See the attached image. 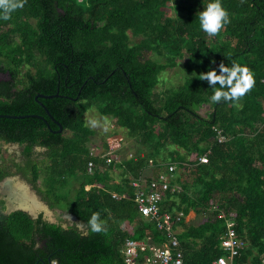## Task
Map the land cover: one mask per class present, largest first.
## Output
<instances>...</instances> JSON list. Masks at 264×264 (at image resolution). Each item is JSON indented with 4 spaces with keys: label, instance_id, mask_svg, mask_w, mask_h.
Instances as JSON below:
<instances>
[{
    "label": "trees",
    "instance_id": "16d2710c",
    "mask_svg": "<svg viewBox=\"0 0 264 264\" xmlns=\"http://www.w3.org/2000/svg\"><path fill=\"white\" fill-rule=\"evenodd\" d=\"M208 2L25 0L10 19L0 18V74L8 76L0 80V115L29 116L0 118V143L18 144L23 159L6 164L0 156V182L20 175L49 208L86 229L21 211L6 215L0 201V264H124L127 238L165 244L154 222L139 214L131 185L139 177L149 181L145 171L164 163L189 181H172L160 211L204 216L198 226L180 223L184 263L211 264L233 219L248 242L239 262L261 264L264 0H221L230 23L216 36L199 27ZM233 62L253 72L254 87L238 101L212 103L202 73L215 68L219 74L221 63ZM181 63L182 84L157 92L162 74ZM38 94L57 97L36 100ZM204 105L210 112L202 116ZM91 108L136 141V157L107 162V142L91 152L95 131L85 120ZM217 131L225 142L217 141ZM35 148L43 149V160L34 158ZM94 212L105 222L99 233L88 223Z\"/></svg>",
    "mask_w": 264,
    "mask_h": 264
},
{
    "label": "built area",
    "instance_id": "2783aa9c",
    "mask_svg": "<svg viewBox=\"0 0 264 264\" xmlns=\"http://www.w3.org/2000/svg\"><path fill=\"white\" fill-rule=\"evenodd\" d=\"M216 138L219 143L227 140L221 131H217ZM106 155H109L107 162L122 160L109 145ZM205 160L207 162L205 157L200 158L201 163H206ZM174 170L173 164L168 167V175L162 176L161 174L148 182L142 177L132 181L133 201L139 214L154 222L156 229L163 233L165 244H146L145 241L127 238L123 245L124 264H185L183 250L177 238L180 223L185 216L181 212L174 216L161 212L159 206L164 192L169 189L173 181ZM112 197L121 200L124 196L113 194ZM223 217L221 213L219 218ZM220 249L222 250L221 255L215 257L211 264H218L220 259H223L225 264H243L239 260L243 258L244 252L248 249V242L235 231L233 219L227 221V230L221 241ZM259 258L260 263L264 264V254ZM245 264H251V259L248 258Z\"/></svg>",
    "mask_w": 264,
    "mask_h": 264
},
{
    "label": "rangeland",
    "instance_id": "374dc122",
    "mask_svg": "<svg viewBox=\"0 0 264 264\" xmlns=\"http://www.w3.org/2000/svg\"><path fill=\"white\" fill-rule=\"evenodd\" d=\"M168 15L170 16H175V13L173 11H167ZM155 57L158 58L157 55ZM159 61L162 59L159 58ZM161 76V81L156 89L157 92H165L169 89H177L180 84L183 82V77L185 75V71L183 69L182 63L179 64L177 67L174 68H169L167 71L162 74ZM8 79L7 75L0 74V80H5ZM210 112V107L209 105H204L202 109L199 111V113L202 116H205ZM85 120L86 123L95 131V134L91 138L90 142L88 143L90 150L92 153H100L102 151V144L103 142H107L109 144L111 150H115L117 154L121 157V159H126L132 156H137L139 146L136 143L135 140L130 139L127 137L125 130H122L118 128L115 124V121L112 119H106L101 117L99 114L98 110L96 108H91L86 114H85ZM171 148V147H170ZM181 153L184 152L183 149H180ZM22 152V149L20 146H5V145H0V156L5 160L6 164H10L11 161L14 162H21L23 159L21 158L20 154ZM43 149H36L35 150V156L34 158L38 161H41L44 159V156L42 155ZM185 153V152H184ZM162 160V159H161ZM173 164L171 163H164L162 168H157V169H152L151 172V177H157L162 174L168 175V167ZM175 166V164H174ZM166 168V169H165ZM14 170V168H13ZM12 170V171H13ZM175 172H173V180L177 179V176L182 178V180L187 181L188 175L183 172L182 169H179L177 166H175ZM17 181L20 183H25L21 177H16ZM21 179V180H20ZM189 181V180H188ZM26 184V183H25ZM38 185H41V181L38 182ZM1 187V186H0ZM177 189H180L178 185H176ZM38 200L42 201L45 205H47L46 202H44L40 196L38 197ZM44 213V210H43ZM43 213L41 215L43 216ZM61 213H58L56 209H51L50 208V215L58 221V216ZM40 215V216H41ZM39 216V217H40ZM184 223L187 225H192V226H198L204 221V216L203 215H197L194 211H190L188 215H186L183 219ZM63 224L65 226H68L70 224H77L80 225L81 228H79L82 232H85V226H83L81 223H79L78 220L72 222L69 219H64ZM182 231V227H179L178 233Z\"/></svg>",
    "mask_w": 264,
    "mask_h": 264
},
{
    "label": "clouds",
    "instance_id": "9594fccd",
    "mask_svg": "<svg viewBox=\"0 0 264 264\" xmlns=\"http://www.w3.org/2000/svg\"><path fill=\"white\" fill-rule=\"evenodd\" d=\"M24 2L25 0H0V18L10 19L12 12L23 8ZM198 20L200 29L209 36H216L226 24L230 23L229 13L222 6L221 0H210L203 11H200ZM202 80H206L212 88L210 96L212 103L238 101L255 84L253 72L246 65L238 62H233L230 67L221 63L219 74L217 69L211 68L202 73ZM88 223L92 232L99 233L105 230V222L99 212H94ZM218 264L225 262L220 259Z\"/></svg>",
    "mask_w": 264,
    "mask_h": 264
},
{
    "label": "water",
    "instance_id": "95a60500",
    "mask_svg": "<svg viewBox=\"0 0 264 264\" xmlns=\"http://www.w3.org/2000/svg\"><path fill=\"white\" fill-rule=\"evenodd\" d=\"M52 97H57V95H49V96H46V95H43V94H38L36 96V100H38L39 98H52ZM47 114L48 116L54 120L52 118V116L50 115V113H48L47 111ZM25 117H29V116H9V115H0V118H8V119H23ZM59 125V124H58ZM59 132L62 131V127L61 125H59ZM3 145L5 146H8V145H11L12 147L13 146H19L18 144H4ZM16 181L17 183L16 184H19V185H22L26 188V190L28 191V193L35 199V201L43 207L42 210H38V211H31V210H28L26 209L25 207H18V205L16 203H14L12 201V197L9 193V191H7V189H4L2 188L4 185H6L8 182H14ZM0 186H1V194L2 195H6V200H7V209H6V214H11L13 212H16V211H21V212H24V213H27L32 219L36 220L39 218V216L41 215V213H43V210H44V213H43V216H42V219H44L45 221H47L48 223H51V224H56L57 221L52 217V215H50V208L48 207V205H45L41 200L39 201L38 200V195L35 193V191L31 190L29 185L28 184H23V183H20L17 181V178L16 177H7V178H4L1 182H0ZM71 221H76L77 218H75L74 216H67ZM62 227H67L65 225H62ZM78 228H81L80 225H78ZM85 234H86V231H85Z\"/></svg>",
    "mask_w": 264,
    "mask_h": 264
},
{
    "label": "flooded vegetation",
    "instance_id": "af4514ba",
    "mask_svg": "<svg viewBox=\"0 0 264 264\" xmlns=\"http://www.w3.org/2000/svg\"><path fill=\"white\" fill-rule=\"evenodd\" d=\"M0 145L2 146L3 144L2 143H0ZM22 149V148H21ZM36 149H38V148H35V150ZM40 149V148H39ZM20 156H21V154H20ZM21 158H22V156H21ZM10 177H21L20 175H15V176H10ZM7 178V177H6ZM22 178V177H21ZM21 180V179H20ZM22 180L26 183V184H28L29 185V187H30V189L31 190H33V191H35V193L38 195V193L36 192V190H34L33 189V187L31 186V184L30 183H28L26 180H24L23 178H22ZM17 182L16 181H14V182H8L7 184H9V190H10V192L11 193H16V194H18L19 195V197H18V199L21 201V199H20V196H21V194L20 193H22V191H21V189L23 190H26L25 188H24V186H22V185H19V184H16ZM20 186V188H14L15 186ZM3 188V187H2ZM1 187H0V190L2 189ZM18 189H19V191H18ZM8 190V189H7ZM38 197H39V195H38ZM0 201H3V206H4V213L6 212V209H7V200H6V195L4 196V195H2L1 194V192H0ZM34 203H37L36 201H34V200H32ZM18 204H19V206L21 205L20 203H19V201L17 200L16 201ZM22 202V201H21ZM22 203H25V202H22ZM27 204V203H26ZM56 211L58 212V213H61L59 216H58V221H57V223L56 224H60L61 226L62 225H64L63 224V222H64V219H69L67 216H71L70 214H67V213H64V212H62V211H60V210H58V209H56ZM6 214V213H5ZM6 215H9V214H6ZM39 218H41L42 219V215L39 217ZM43 221H45L44 219H42ZM70 220V219H69ZM47 222V221H46ZM73 222V221H72ZM70 225H72V224H70Z\"/></svg>",
    "mask_w": 264,
    "mask_h": 264
},
{
    "label": "bare ground",
    "instance_id": "6f19581e",
    "mask_svg": "<svg viewBox=\"0 0 264 264\" xmlns=\"http://www.w3.org/2000/svg\"><path fill=\"white\" fill-rule=\"evenodd\" d=\"M3 188L4 189H8L7 191H9V193H10V195H11V197H12V201L14 202V203H16L17 205H18V207H25L26 209H28V210H31V211H38V210H42L43 209V207L42 206H40L38 203H34L32 200H34L35 201V199L28 193V191L27 190H22L21 189V191H22V193H20L21 194V196H20V199H21V201L22 202H25V203H22L19 199H18V197H19V195L18 194H14V193H11L10 192V190H9V184H6V185H4L3 186ZM14 188H20V186L18 185V186H15ZM25 188V187H24ZM26 189V188H25ZM18 191H19V189H18ZM19 201V203L21 204L20 206H19V204L16 202V201ZM27 203V204H26Z\"/></svg>",
    "mask_w": 264,
    "mask_h": 264
},
{
    "label": "crops",
    "instance_id": "0c3cea01",
    "mask_svg": "<svg viewBox=\"0 0 264 264\" xmlns=\"http://www.w3.org/2000/svg\"><path fill=\"white\" fill-rule=\"evenodd\" d=\"M109 145V144H108ZM132 157H136V156H132ZM129 158H131V157H129ZM123 159V158H122ZM157 169L158 167H156V166H154L153 164H151V167H149L146 171H145V175L144 176H147V178H150V180H153V179H155L156 177H154V176H152L151 177V172H152V169ZM166 169V168H165ZM168 170V169H167ZM143 179L145 180V181H147L144 177H143ZM149 180V181H150ZM148 182V181H147Z\"/></svg>",
    "mask_w": 264,
    "mask_h": 264
}]
</instances>
